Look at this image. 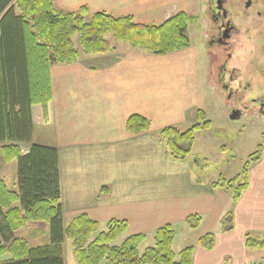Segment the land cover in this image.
Segmentation results:
<instances>
[{
	"label": "crops",
	"instance_id": "1",
	"mask_svg": "<svg viewBox=\"0 0 264 264\" xmlns=\"http://www.w3.org/2000/svg\"><path fill=\"white\" fill-rule=\"evenodd\" d=\"M205 1L53 3L66 12L85 7L89 16L104 12L158 25L178 12L199 21ZM204 59L207 65L201 68ZM209 67L202 50L152 55L120 44L106 54L81 55L74 64L50 65L49 121L43 123L40 107L32 106L31 143L58 151L64 225L86 214L101 228L110 220L126 221L127 236L144 234L146 239H153L156 229L171 225L172 249L177 253L193 246L192 264H264V249L245 245L246 236L260 240L264 235V147L260 159L248 168V187L232 202L225 190L212 187L213 180L193 179L186 159L168 157L156 135L166 126L183 131L196 122V111L206 108ZM133 114L148 119L150 130L129 134L125 124ZM41 127L44 132L37 141L35 132ZM22 145L26 152L29 145ZM193 215L200 217L196 228L186 220ZM225 215L229 219L224 228ZM207 233L214 235L209 251L197 244ZM189 239L195 241L187 243Z\"/></svg>",
	"mask_w": 264,
	"mask_h": 264
},
{
	"label": "trees",
	"instance_id": "2",
	"mask_svg": "<svg viewBox=\"0 0 264 264\" xmlns=\"http://www.w3.org/2000/svg\"><path fill=\"white\" fill-rule=\"evenodd\" d=\"M88 16L83 7L77 12L57 9L53 0H0V151L5 162L17 164V190L7 188L0 179V255L9 259L0 264H65L63 242L70 239L76 264H192L193 246L174 252L175 230L164 225L153 233V245L140 250L144 234L118 238L127 230V222L110 220L101 231L99 224L86 214L63 222L60 201L58 151L53 146L31 143L32 106L40 107L42 122L49 121L51 86L49 68L53 64L70 65L81 55L106 54L115 43L152 55H165L190 46L188 25L192 17L178 12L158 25L140 24L129 16L114 17L104 12ZM78 34V43L72 37ZM210 121L203 110L196 111V122L186 130L166 126L156 135L166 147L168 157L185 159L190 153L197 131L207 130ZM126 131L138 134L150 130L148 119L133 114L125 124ZM21 144H28L22 152ZM262 142L250 155L240 174L219 178L212 183L222 188L236 202L248 187V168L260 159ZM200 217H187L190 228L198 226ZM225 215L221 224H225ZM30 222L49 228L50 242L39 246L15 234ZM91 240L90 242H88ZM198 246L211 250L214 235L207 233L197 240ZM246 248L263 250L260 240L245 237Z\"/></svg>",
	"mask_w": 264,
	"mask_h": 264
},
{
	"label": "rangeland",
	"instance_id": "3",
	"mask_svg": "<svg viewBox=\"0 0 264 264\" xmlns=\"http://www.w3.org/2000/svg\"><path fill=\"white\" fill-rule=\"evenodd\" d=\"M205 2L204 11L206 10L207 0ZM202 15L204 14L202 13L199 16V21L195 19L188 25L187 33L190 39V46L188 48L196 52L197 50H202L208 57L210 71L208 73L207 83L210 82V85H207L206 88V108L204 112H206V119L210 121V127L207 130L197 131L195 133L192 149L185 159L189 163L190 174L193 179L209 182L218 180L219 178L230 179L241 173L245 162L249 161L250 155L257 150L258 145L262 142L264 120L259 121L250 118L231 120L228 117L225 101H223L224 96L221 95V97L217 98L215 92L210 90V87L213 88L211 80L213 73L211 70L210 55L204 49L206 34L208 32V29L204 30V25L206 28L208 20L203 16V23L201 21ZM87 17H89V13ZM105 36L111 40L110 42L116 47L117 43H115L112 36L110 34ZM78 38V34L72 37L73 43L76 46L79 45ZM118 44H120V46H127L123 43ZM205 65H207L206 60L204 59L203 62L201 60V68H204ZM214 91L216 90L214 89ZM42 132H44L43 127H41V129H36L35 138L37 141H41ZM1 146L0 144V147ZM20 147L22 152H24V145L21 144ZM16 173V162H5L0 151V179L3 180L7 188L12 191L17 190ZM105 229L106 227H100L101 231ZM15 234L25 239L32 247L48 244L50 242L49 228L44 223L30 222L25 227L16 231ZM126 237V233L122 234L115 244H120ZM180 240L181 238L175 240L173 244L175 250H178L176 245H178ZM90 241L91 240L88 242ZM193 241L195 240H186L187 243H193ZM71 242L70 239H65L63 242L65 264H76ZM151 245H153V239L147 238L140 246V250ZM252 252V250H249L248 255H251ZM4 259H9V256L0 255V261Z\"/></svg>",
	"mask_w": 264,
	"mask_h": 264
},
{
	"label": "flooded vegetation",
	"instance_id": "4",
	"mask_svg": "<svg viewBox=\"0 0 264 264\" xmlns=\"http://www.w3.org/2000/svg\"><path fill=\"white\" fill-rule=\"evenodd\" d=\"M203 14L216 97L231 120H264V0H207Z\"/></svg>",
	"mask_w": 264,
	"mask_h": 264
}]
</instances>
